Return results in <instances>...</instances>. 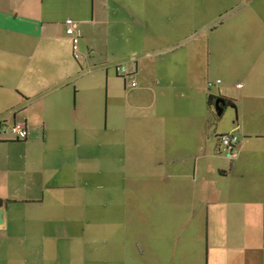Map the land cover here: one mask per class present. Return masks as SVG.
Masks as SVG:
<instances>
[{"label": "crops", "instance_id": "1", "mask_svg": "<svg viewBox=\"0 0 264 264\" xmlns=\"http://www.w3.org/2000/svg\"><path fill=\"white\" fill-rule=\"evenodd\" d=\"M16 123L0 264H177L185 242L163 235L181 211L190 263L264 264V0H0V124Z\"/></svg>", "mask_w": 264, "mask_h": 264}, {"label": "built area", "instance_id": "2", "mask_svg": "<svg viewBox=\"0 0 264 264\" xmlns=\"http://www.w3.org/2000/svg\"><path fill=\"white\" fill-rule=\"evenodd\" d=\"M66 26V34L72 40L73 45V53L74 58L78 61H83L84 55L80 50V35L77 29V23L72 19H67L65 21ZM116 73L119 76L127 78L128 72L124 65H116L115 66ZM136 82L133 83V87H136ZM241 87V84L238 85ZM9 131L16 139H23L27 137V129L26 125L23 123H16L11 127L4 126L2 124L0 132ZM220 145L221 149L224 153L228 154L230 157L234 158L238 154L239 146H240V138L235 132H229L220 136Z\"/></svg>", "mask_w": 264, "mask_h": 264}, {"label": "rangeland", "instance_id": "3", "mask_svg": "<svg viewBox=\"0 0 264 264\" xmlns=\"http://www.w3.org/2000/svg\"><path fill=\"white\" fill-rule=\"evenodd\" d=\"M179 36V38L177 37ZM176 36V45L180 44V43H184V41L182 42V38H185V36H181V35H177ZM190 36H188L187 38H189ZM196 36H192L190 38L194 39ZM189 40H192L190 39ZM186 43H187V40H186ZM190 43V42H189ZM187 45V44H186ZM186 45L183 44L181 47L177 48L176 47V57L181 55L180 56V59L182 58H185L183 57L185 55V50H186ZM185 46V47H184ZM235 116H236V113L235 112H231L230 116H225L223 118V125H230L232 123V120L235 119ZM168 212H165L164 213V216H165V219L168 220L167 218H169L168 216ZM160 216V214H158ZM188 215L187 212H176V222H175V218L174 217H171L172 218V221L170 223H172L173 221L176 223V229L173 228V227H170V228H165V231H164V235L165 238H168L169 235H172V234H176V242L179 238H182V242H185L184 244L182 243L180 245V248L182 249V252L184 253V257L187 256L188 259H185V261H182V260H179L177 259L178 263L177 264H193L190 263L189 261V256H188V251L189 250V245L187 244L188 240L191 239V240H194L197 238L198 235H200V229L198 228H192L193 226V221L192 222H187L186 223V226L182 227L181 226V220L183 221L184 217ZM170 219V218H169ZM165 220V224L169 225L170 223H167ZM171 226V224H170ZM201 236L200 237L202 239V247L205 246V238H204V230L201 229ZM192 247H194V245H192ZM164 263L165 264H168L169 263V260L167 258L164 259ZM175 264H176V261H175Z\"/></svg>", "mask_w": 264, "mask_h": 264}, {"label": "water", "instance_id": "4", "mask_svg": "<svg viewBox=\"0 0 264 264\" xmlns=\"http://www.w3.org/2000/svg\"><path fill=\"white\" fill-rule=\"evenodd\" d=\"M224 105H225V100L224 99L218 98L216 100L215 107H216V111L218 112V114H221L222 113V110L224 108ZM1 207H2V201L0 200V208ZM0 223H2V212H1V209H0Z\"/></svg>", "mask_w": 264, "mask_h": 264}, {"label": "trees", "instance_id": "5", "mask_svg": "<svg viewBox=\"0 0 264 264\" xmlns=\"http://www.w3.org/2000/svg\"><path fill=\"white\" fill-rule=\"evenodd\" d=\"M213 101H214V98L212 97V96H209V98H208V104H209V106H212L213 105ZM215 102H216V100H215ZM229 100H225V104H227V105H229ZM233 106V105H232ZM220 114H218V112H217V115H216V117L219 119L220 118V116H219ZM1 126H2V124H0V129H1ZM223 152V151H222Z\"/></svg>", "mask_w": 264, "mask_h": 264}]
</instances>
